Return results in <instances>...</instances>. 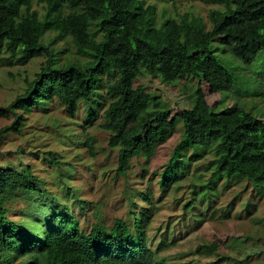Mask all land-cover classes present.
Masks as SVG:
<instances>
[{
    "label": "trees",
    "instance_id": "16d2710c",
    "mask_svg": "<svg viewBox=\"0 0 264 264\" xmlns=\"http://www.w3.org/2000/svg\"><path fill=\"white\" fill-rule=\"evenodd\" d=\"M207 1L223 6L209 11V28L202 17L187 13L156 25L152 18L155 7L146 0H0V51L8 53L5 62L23 65L41 55L48 58L25 90L0 106V116L13 117L0 128V143L6 135L22 132L25 115L39 107L49 109L52 100L39 96L56 90L70 117L82 110L85 124H89L101 114L97 126L108 133L107 145L117 149V176L127 175L134 157H142L148 165L179 122L177 149L188 154L181 178L191 175V164L207 157L203 168L210 171L208 183L221 182L223 189L244 181L259 184L264 177V119L241 107L213 111L195 93L191 106L169 120V107L160 96L135 85L146 74L165 84L196 77L216 91L233 88L234 75L212 44L218 42L225 52L251 62L264 49V0ZM34 2L42 5V14L33 8ZM48 32L55 37L44 41ZM66 38L88 57L86 61L75 58L58 63L51 46L56 39ZM102 87L108 98L103 103L101 92L99 101L94 98ZM257 94L264 97V90ZM94 101L97 105L91 107ZM149 114L154 123L143 136L122 142L128 127ZM90 141L92 138H86L85 144ZM190 145L199 149L192 152ZM21 162L20 167L0 163V264H164L158 256L164 242L152 248L147 236L155 211L148 207L152 205L150 191L142 194L148 208L138 214L130 211L134 215L131 224L116 218L110 227L95 222L86 231L55 197L50 206L40 201L48 190L30 165ZM197 169L193 174L202 179ZM163 173L158 184L160 192L167 193L177 174L170 175L165 169ZM16 199L36 206V213L27 209L17 219L9 216V206ZM191 203L185 202L184 209ZM205 248L212 252L215 245ZM23 257L27 258L20 263L18 259Z\"/></svg>",
    "mask_w": 264,
    "mask_h": 264
},
{
    "label": "rangeland",
    "instance_id": "374dc122",
    "mask_svg": "<svg viewBox=\"0 0 264 264\" xmlns=\"http://www.w3.org/2000/svg\"><path fill=\"white\" fill-rule=\"evenodd\" d=\"M146 2L155 7L152 18L156 25L166 18L178 20L187 13L202 17L209 28V11L223 9L221 4L207 0ZM33 8L40 14L44 12L42 5L36 2ZM54 37V32H48L43 39L47 41ZM51 47L57 53L60 64L67 59L71 61L77 58L79 62L88 59L76 50L68 38L56 39ZM212 47L234 75V86L229 91H216L196 77H185L165 84L159 78L144 74L135 81V85H143L160 96L169 107V120L191 106L195 93L203 97L213 111L241 107L264 119V97L257 94L264 90V49L258 51L251 62H243L229 51L225 52L224 46L218 42H214ZM7 55L4 49L0 51V106L8 105L22 93L27 82L35 78L41 65L48 59L46 55H41L20 65L6 63L3 58ZM107 82L105 79L104 84ZM98 92L102 93V103L108 99L102 87L96 90L95 100L100 99ZM39 97L52 100L49 109H34L25 115L22 132L4 137L0 143V163L15 167H20L21 161L28 163L43 183L42 186L48 190L44 195L46 197L41 196L42 203L50 206L54 203L52 196L55 197L74 213L79 227L86 231L95 222L110 227L116 218L131 224L134 215L130 211L136 210L138 214L144 207H154L147 236L152 248L160 241L164 242L158 253L164 259V264H264V177L259 184L244 181L223 189L221 182H207L210 171L203 168V163L208 159L205 157L191 164V175L181 178L185 168L183 162L188 154L184 155V149H177L181 132L179 122L174 133L156 148L148 165H145L142 157H134L127 175L117 176V149L107 145L108 133L97 126L102 121L101 114L98 113L89 124H85L82 110L74 118L67 114L56 90L44 91ZM96 103L92 102L91 107ZM151 117L152 114H149L140 122L131 124L122 136V142L133 136H143L146 128L154 123ZM12 119L10 115L0 116V128L10 124ZM88 137L92 141L85 144ZM190 147L192 152L199 149ZM196 168L202 179L198 174H193ZM164 169L170 175L177 174L167 193H161L158 184L164 177ZM204 184L205 187H202ZM148 191L152 205L147 207L142 194ZM189 200L192 203L185 210L184 203ZM27 209L36 213L37 207L16 199L9 206V216L17 219L20 211ZM213 210L215 213L212 217L210 214ZM51 213L49 209L48 215ZM171 241L174 243H169ZM211 244L215 245V249L209 252L205 246ZM198 246H201L200 251H197ZM26 258L18 261L24 263Z\"/></svg>",
    "mask_w": 264,
    "mask_h": 264
}]
</instances>
